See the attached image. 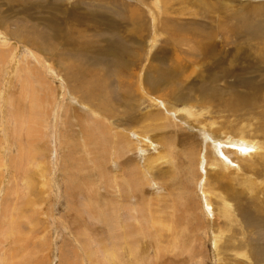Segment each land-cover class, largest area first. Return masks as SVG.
I'll return each mask as SVG.
<instances>
[{
  "label": "rangeland",
  "instance_id": "obj_1",
  "mask_svg": "<svg viewBox=\"0 0 264 264\" xmlns=\"http://www.w3.org/2000/svg\"><path fill=\"white\" fill-rule=\"evenodd\" d=\"M120 56L134 70L123 84L141 73L156 103L121 101ZM98 121L103 179L85 137ZM205 127L264 144V0H0V264H239L246 249L242 264H264V192L256 213L246 183L263 182L264 160L244 167ZM214 170L237 224L215 218L221 205L202 192Z\"/></svg>",
  "mask_w": 264,
  "mask_h": 264
},
{
  "label": "bare ground",
  "instance_id": "obj_2",
  "mask_svg": "<svg viewBox=\"0 0 264 264\" xmlns=\"http://www.w3.org/2000/svg\"><path fill=\"white\" fill-rule=\"evenodd\" d=\"M12 1H14V0H12ZM9 2V1H8ZM13 4V3H12ZM8 5V4H7ZM130 22H131V24H132V30H131V32L133 33V35H134V37L135 38H139L140 37V32H139V30L140 31H142L143 32V29H142V27L144 26V24L142 23V21L140 20V18L139 17H137V19H136V17H135V15L134 14H132V15H130ZM207 34V33H206ZM198 36H200V35H198ZM203 36V38H204V35H202ZM127 37V36H126ZM194 38V37H193ZM209 38V37H208ZM134 40V39H133ZM136 40V39H135ZM35 43V42H34ZM180 44V43H179ZM118 47H120V46H118ZM108 48V47H107ZM122 48V47H121ZM207 49V48H206ZM122 50V49H121ZM172 50V49H171ZM109 51V50H108ZM179 51V50H178ZM110 52V51H109ZM118 52V51H117ZM192 52V51H191ZM132 54V53H131ZM113 55V54H112ZM124 59H126V57L125 56H120L119 57V63H118V65H117V68H116V76H117V79H116V83H117V85H118V88H120L121 89V92H123V94H124V96H123V94H119V96H121V101L123 102H125V100H124V98L125 99H130L129 97H128V95L127 94H129V96H130V94H134V95H136L137 97V100L138 101H140L141 99H143V98H149V101H151V102H154V103H156L157 102V99H156V97H154V96H152L153 94H155L156 93V90L154 91H152V92H149L145 87H144V85H143V82H142V76H141V73H139V74H136V81H135V84L134 85H131V84H123V81L121 80L122 78H124V79H129L130 77H131V75H132V71H134L133 69H132V67L133 66H129V64L127 63V62H124ZM172 59V58H171ZM186 59V58H185ZM137 60L138 59H136V61H135V63L137 62ZM111 62V61H110ZM192 64H194V63H192ZM172 65H174V63L172 64ZM177 64H175V66H176ZM90 66V65H89ZM92 66V65H91ZM170 66V65H169ZM178 67V66H177ZM78 68V67H77ZM80 68V67H79ZM94 68V67H93ZM171 68V67H170ZM189 68H191L190 66L189 67H187V70L189 69ZM82 69H84V68H82ZM109 69V68H108ZM136 69V68H135ZM175 69H177V68H175ZM179 69H181V68H179ZM73 70V69H72ZM84 71H86V70H84ZM108 71V70H107ZM79 72V70L77 69V73ZM91 72V71H90ZM106 72V71H105ZM84 73V72H83ZM86 73V72H85ZM111 73V72H110ZM174 71H173V75H174ZM177 73V72H176ZM175 73V74H176ZM184 73H185V71H184ZM187 73V72H186ZM193 73V72H192ZM81 74V73H80ZM102 75L104 74V73H101ZM172 74V73H171ZM82 76H83V74H81ZM88 75V74H87ZM101 75V76H102ZM173 75H172V77H173ZM186 75V74H185ZM75 76V75H74ZM126 76V77H125ZM181 76V75H180ZM189 76V75H188ZM77 77H79V76H77ZM96 77V74H93L92 73V78H95ZM111 77V76H110ZM113 77V76H112ZM111 77V78H112ZM153 77H155V76H153ZM163 77V76H162ZM164 78V77H163ZM180 78V77H179ZM80 79V78H79ZM96 79V78H95ZM81 80V79H80ZM87 80V79H86ZM106 80V79H105ZM135 80V79H134ZM174 80V79H173ZM180 80V79H179ZM83 81V80H82ZM82 81H81V83H82ZM72 82H73V84L74 85H72V86H74L75 87V84H76V80L75 79H72ZM84 82V81H83ZM89 85L90 84H93V85H95L96 86V83H97V81H94V79H91V78H89L88 77V80L86 81ZM99 82L101 83L102 82V79H100L99 80ZM112 82H114V81H112ZM177 82V81H176ZM180 82V81H179ZM179 82H178V84H179ZM107 83V82H106ZM152 83H155V80H154V82L152 81ZM159 83V82H158ZM151 84V83H150ZM180 85V84H179ZM84 86H85V83H84ZM116 86V85H115ZM153 86V85H152ZM43 87H44V85H43ZM122 87L125 89V91L126 92H124L123 90H122ZM83 88V87H82ZM152 88V87H151ZM20 89L21 90H25V83H21V86H20ZM74 89V88H73ZM87 89V88H86ZM91 89H92V87H91ZM90 89V90H91ZM120 89H119V91H120ZM41 90L43 91L44 90V88H41ZM77 90V89H76ZM79 90V89H78ZM95 91V90H94ZM93 91V92H94ZM151 91V90H150ZM77 92V91H76ZM82 92H83V90H82ZM82 92H81V94H82ZM85 92V91H84ZM97 92V91H96ZM127 93V94H126ZM75 94V93H74ZM95 95V94H94ZM78 96V95H77ZM159 98H161L160 96H159ZM251 98L252 97H247L246 98V101L244 102V103H248V105L249 104H251V106L252 105H254V103H252V101H251ZM77 99V98H76ZM133 99H135V98H133ZM132 99V100H133ZM21 100V99H20ZM70 100V99H69ZM84 100V99H83ZM88 100V99H87ZM144 100V99H143ZM143 100H142V102H143ZM168 100V99H167ZM89 101V100H88ZM91 101V100H90ZM128 101V100H127ZM159 101V100H158ZM20 102V101H19ZM77 102V101H76ZM133 102V101H132ZM85 103V102H84ZM83 103V104H84ZM127 103V102H126ZM131 103V102H130ZM137 103V102H136ZM141 103V102H140ZM119 104H120V102H119ZM84 105H86V104H84ZM83 105V106H84ZM89 105V104H88ZM133 105V104H132ZM151 106V105H150ZM85 107H87V106H85ZM243 107V106H242ZM133 108V107H132ZM134 109V108H133ZM135 109H136V107H135ZM21 111H22V108L19 106L18 107V111H17V114L18 115H20L21 114ZM103 112L105 113V114H108V115H111L112 114V110H107V109H105V108H101L98 112H96V114H103ZM178 112H181V114L182 113H184L186 116H190V117H193V115L191 114V112L188 110V109H180ZM95 113V112H94ZM127 113V112H126ZM133 113H134V111H133ZM174 113H176V112H174ZM136 115V114H135ZM125 116V115H124ZM185 116V118H187ZM198 116L199 117H201L202 116V114H198ZM115 117V114H113V116H111V118H114ZM184 117V116H183ZM118 118V121L120 122L121 120H125V117H123V116H118L117 117ZM127 118V117H126ZM126 120H128V119H126ZM104 124V123H103ZM102 124V122H95V123H93V126H90V125H86L85 126V133H86V139L88 140L87 142H89L90 144H91V146H92V153H93V156H94V160H95V162H96V164H97V167H98V175H99V177L101 178V179H103V178H105V174H104V169H105V167H106V157H107V153L109 152V146H107L109 143L108 142H106V140H105V135H106V132H107V130L105 129V127H104V125ZM200 124V123H199ZM201 125V124H200ZM212 125V124H211ZM196 126H199L198 124L196 125ZM202 127H203V125H202ZM206 128V127H205ZM32 130H33V132L35 133V134H33L32 133ZM205 130V131H204ZM203 131H204V133H205V136L206 137H208V138H210V142H213V143H220V142H223V138H227V139H229V140H231L229 137H228V134H225V136H222V135H224V134H221V133H218V135H217V133L215 134V133H213L212 131H208L209 129H204ZM16 132L18 133V130H17V128H16ZM36 134H38V132L35 130V129H31L30 130V137H31V139H33V142L35 141V137H36ZM179 135V134H178ZM18 137V136H17ZM117 138H118V136H117ZM116 138V142L117 143H119L118 141V139ZM183 139H184V137H183ZM192 140V139H191ZM109 141V140H108ZM190 141V140H189ZM189 141H185L184 142V144H183V146L185 147L184 148V150L186 151V154H188V162H189V164L190 165H192V162H191V155H193L192 154V152H191V150L192 149H194V144L192 143V142H189ZM230 142H232L233 144H235L236 145V147L238 148L237 150H238V152H239V154H238V156L240 157V160L242 161V165H244V167L246 166L247 168H249V169H251V168H254L253 166H255V164L253 163L254 162V160H253V162H251L252 160V157H254L255 155L257 156H260V159L262 160H264V144H262V142H260V141H252V140H250V139H246L245 137H244V135H242V133L240 134V135H237V137L235 138V137H233L232 138V140L230 141ZM230 142H223L222 144L223 145H225V144H227V143H230ZM70 142L67 140V139H64V144H65V146L67 145V144H69ZM108 143V144H107ZM209 145H211V146H209V147H211L212 149H213V152L215 151V149H214V146H212V144H209ZM217 145V148L220 150V148L221 147H219L218 146V144H216ZM34 146V144H32V149L34 148L33 147ZM35 148H37V147H35ZM201 149V148H200ZM39 151H40V149H39ZM200 151V150H199ZM212 152V156H211V158H210V161L207 163V166H209V167H211V166H213V168L215 167V168H219L220 167V164H219V162L216 160V158H214L213 156V153ZM218 153H219V151H217ZM34 155L36 154L35 152L33 153ZM189 154H191V155H189ZM235 154V153H234ZM37 155V154H36ZM35 155V156H36ZM205 155V154H204ZM207 155V154H206ZM205 155V156H206ZM243 158H246V159H243ZM248 158V159H247ZM243 159V160H242ZM32 160H33V158H32ZM193 160V159H192ZM18 161H20V157H18ZM35 161V160H34ZM34 161H32V164H33V162ZM205 161V160H204ZM250 162V163H249ZM35 164V163H34ZM239 164H240V162H239ZM223 166H235V164L233 163V161L230 159V162H228L227 164H223ZM238 166V165H237ZM214 168V169H215ZM238 169H239V166H238ZM237 169V170H238ZM263 169V168H262ZM262 169H260V170H262ZM101 170V171H100ZM245 170V169H244ZM255 170V169H254ZM254 170H252V171H254ZM248 171V170H247ZM205 173H207V171L205 172ZM221 173H222V171H219V170H214L213 172H212V174H210L211 176L209 177H206L207 178V180H206V188L205 189H203L202 190V192L205 194V196H206V194L209 196V197H213V198H217L218 199V202H219V204L221 205L220 206V210H219V212L217 213V214H215V218H219V219H226V220H230L231 221V223H232V225L233 224H237V220H236V216H235V214L236 213H234L235 211H234V208H235V206L231 203V202H229L228 200V198H226V197H224L223 195H222V193H220V192H216L214 189L218 186V187H220L222 190H223V187H221L220 185H221V182L222 181H224L223 182V184H224V186L225 187H227V184H225L226 183V179H228V177L227 176H224V175H221ZM223 173H226L225 171L223 172ZM254 173V172H253ZM211 178H212V182H211ZM210 180V181H209ZM245 181V180H244ZM243 183V182H242ZM245 183V182H244ZM246 183H247V186H248V190L250 191V193L251 194H254V196L256 197L255 199V203L254 204H252V205H250L251 207H253V211L254 212H258V211H260V209L261 208H259V207H262V203H260V202H257V200H258V198H257V196H259V194H261L262 192H264V176H263V182L258 186L255 182H252V181H250V180H246ZM214 186H215V188H214ZM260 187V188H259ZM230 197V196H229ZM206 200V199H205ZM210 198L208 199V201H205L206 202V204L210 207V204L212 203H210ZM259 201V200H258ZM252 202V201H251ZM251 209V208H250ZM249 209V210H250ZM212 210V209H211ZM210 210V208L208 209L207 208V212H209L210 214H212V211ZM214 214H212V216H213ZM107 221V220H106ZM216 221V220H215ZM251 226V225H250ZM254 227V226H253ZM240 231V230H239ZM243 231V230H242ZM249 231V233L250 232H252L253 231V228H252V230H248ZM222 234H220L219 236H221ZM221 238H219V237H216V244H218V242H219V240H220ZM215 244V245H216ZM251 248V245H249V249ZM235 256L236 257H238L239 259H241L242 261V263H245V261H246V263H248V262H250L251 261V257H250V255H249V251L246 249V250H243V251H241V252H237L236 254H235ZM260 257V256H259ZM264 259V258H263ZM238 260V259H237ZM242 263H239V264H242ZM252 263V262H251ZM238 264V263H237Z\"/></svg>",
  "mask_w": 264,
  "mask_h": 264
}]
</instances>
